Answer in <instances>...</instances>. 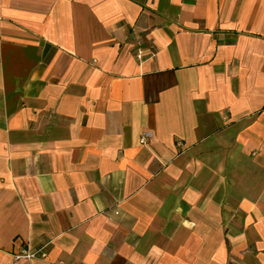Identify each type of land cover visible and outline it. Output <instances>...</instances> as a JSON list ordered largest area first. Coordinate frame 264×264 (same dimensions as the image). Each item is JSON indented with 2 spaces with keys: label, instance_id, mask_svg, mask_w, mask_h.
Masks as SVG:
<instances>
[{
  "label": "crops",
  "instance_id": "1",
  "mask_svg": "<svg viewBox=\"0 0 264 264\" xmlns=\"http://www.w3.org/2000/svg\"><path fill=\"white\" fill-rule=\"evenodd\" d=\"M25 246L264 264V0H0V264Z\"/></svg>",
  "mask_w": 264,
  "mask_h": 264
},
{
  "label": "built area",
  "instance_id": "2",
  "mask_svg": "<svg viewBox=\"0 0 264 264\" xmlns=\"http://www.w3.org/2000/svg\"><path fill=\"white\" fill-rule=\"evenodd\" d=\"M138 58H142V53L139 51L137 54ZM151 134H146L143 138V141L146 140ZM46 250L42 248H32L31 246L23 247L19 252L11 254L12 260L9 264H23L26 261H32L35 259H46L47 258Z\"/></svg>",
  "mask_w": 264,
  "mask_h": 264
}]
</instances>
